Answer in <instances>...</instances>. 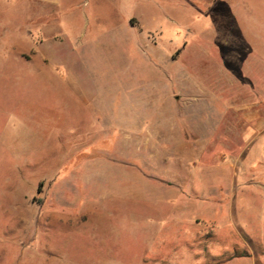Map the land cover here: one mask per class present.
Returning <instances> with one entry per match:
<instances>
[{"label":"rangeland","instance_id":"1","mask_svg":"<svg viewBox=\"0 0 264 264\" xmlns=\"http://www.w3.org/2000/svg\"><path fill=\"white\" fill-rule=\"evenodd\" d=\"M247 1L0 0V264H264Z\"/></svg>","mask_w":264,"mask_h":264},{"label":"crops","instance_id":"2","mask_svg":"<svg viewBox=\"0 0 264 264\" xmlns=\"http://www.w3.org/2000/svg\"><path fill=\"white\" fill-rule=\"evenodd\" d=\"M32 1H36V2H40L41 4H51V5H56L58 3V0H32ZM237 1V0H236ZM240 4H245V2H248L247 0H239ZM163 2V1H162ZM172 2H174L173 4L175 5H181L184 8L188 7V8H193L194 10L196 9V11L200 12V13H205L208 14V12L211 14H215V16H217V14L219 16L224 15L220 12H229L226 16L231 14V10H235L234 5L236 6L235 0H172ZM246 5V4H245ZM213 14V15H214ZM232 15V14H231ZM234 26H237L238 24L233 23ZM232 24V25H233ZM228 26V25H227ZM239 27V25H238ZM241 28V26H240ZM241 36V35H240Z\"/></svg>","mask_w":264,"mask_h":264}]
</instances>
